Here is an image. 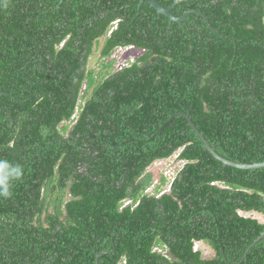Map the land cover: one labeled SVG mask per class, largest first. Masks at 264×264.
Here are the masks:
<instances>
[{"label": "trees", "instance_id": "1", "mask_svg": "<svg viewBox=\"0 0 264 264\" xmlns=\"http://www.w3.org/2000/svg\"><path fill=\"white\" fill-rule=\"evenodd\" d=\"M158 1L209 24L140 0H0V264H264L246 214H264V167L224 165L185 115L223 157L264 162V0ZM127 45L144 51L106 62Z\"/></svg>", "mask_w": 264, "mask_h": 264}, {"label": "rangeland", "instance_id": "2", "mask_svg": "<svg viewBox=\"0 0 264 264\" xmlns=\"http://www.w3.org/2000/svg\"><path fill=\"white\" fill-rule=\"evenodd\" d=\"M104 39H101L100 45H96L94 47L93 53L90 55L88 60V68H94L96 71L102 68L101 62V46ZM141 51L138 49H128V48H118L114 54H112L106 62L111 60H115V67L124 65V62H127L129 58L135 59L136 56L140 55ZM105 62V63H106ZM85 87V86H84ZM68 124V122H65ZM183 165V162L178 160L177 156H173L172 158H168L166 160H159L156 164L153 165L152 168L155 169V172H158L157 182L159 180V175L163 173L164 175L168 176V178H172L174 174L178 171V169ZM165 189L169 188V185L164 186ZM247 215H252L257 217L259 220L264 221V214L258 212H246ZM195 248L202 251V256L205 258H210L215 255V251L213 248L206 242L197 241L195 244Z\"/></svg>", "mask_w": 264, "mask_h": 264}, {"label": "water", "instance_id": "3", "mask_svg": "<svg viewBox=\"0 0 264 264\" xmlns=\"http://www.w3.org/2000/svg\"><path fill=\"white\" fill-rule=\"evenodd\" d=\"M144 1H147L152 7H154L157 10V13L160 14H164L166 16H168L170 18V21H177V22H182L183 20H185L188 16L189 13L191 12H195L198 13L200 15H202L205 20L208 22L209 24V20L208 17L200 10L197 9H191V10H187L186 12H184L181 16H176L172 13V9L174 7V5L176 4H171L170 6H163L158 0H140V4L143 3ZM0 93H2V91L0 90ZM186 117L188 118L191 126L193 127V129L195 130V132L198 134V136L202 139L204 146L220 161H222L224 163V165H231V166H235L238 168H243V169H250V168H262L264 167V162H253V163H241V162H236L234 160L231 159H227L225 157H223L222 155H220L217 151H216V146L215 145H211L210 142L206 139V137L204 136V133H202L199 128L196 126V124L191 120L189 113L185 114ZM262 237H264V232L256 239V241L260 240ZM102 255V253H99L97 255V259H96V263L98 264V259L99 257ZM246 255V253H245Z\"/></svg>", "mask_w": 264, "mask_h": 264}, {"label": "clouds", "instance_id": "4", "mask_svg": "<svg viewBox=\"0 0 264 264\" xmlns=\"http://www.w3.org/2000/svg\"><path fill=\"white\" fill-rule=\"evenodd\" d=\"M116 23V21L114 22ZM113 24V23H112ZM117 25L114 24V26H111V28L109 29L108 33L107 34H110L114 28H116ZM102 39V38H101ZM103 39H105V35L103 37ZM64 44V41H62L60 43V46H62ZM118 48H128V49H138L140 50L139 48H137L135 45H127V46H118L114 49L113 53L118 49ZM139 56V55H138ZM136 56L135 59L138 57ZM135 59L133 58H129V60L127 62H124L126 64H129V63H132L133 61H135ZM124 65H121V66H124ZM119 66V67H121ZM118 68V66H117ZM85 88V87H84ZM83 88V89H84ZM3 167H6V165H0V168H3ZM22 175V170L20 168H15L13 169V173H12V177L13 179H18L20 176ZM7 180V177H3V178H0V197H3V198H8L11 196V192L9 191V186H10V181L9 182H5ZM129 203V201L126 202V204Z\"/></svg>", "mask_w": 264, "mask_h": 264}, {"label": "flooded vegetation", "instance_id": "5", "mask_svg": "<svg viewBox=\"0 0 264 264\" xmlns=\"http://www.w3.org/2000/svg\"><path fill=\"white\" fill-rule=\"evenodd\" d=\"M140 51H141V54H142L144 50L141 48ZM141 54H140V55H141Z\"/></svg>", "mask_w": 264, "mask_h": 264}]
</instances>
